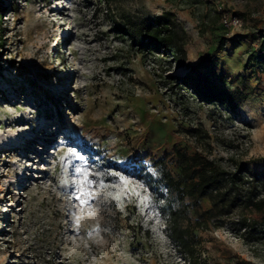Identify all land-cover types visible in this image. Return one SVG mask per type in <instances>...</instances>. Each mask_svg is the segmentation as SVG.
<instances>
[{
	"label": "rangeland",
	"instance_id": "rangeland-1",
	"mask_svg": "<svg viewBox=\"0 0 264 264\" xmlns=\"http://www.w3.org/2000/svg\"><path fill=\"white\" fill-rule=\"evenodd\" d=\"M199 1L0 0V146L28 142L23 151L0 152V264H104L107 257V264H187L163 213L184 207L193 223L207 219L210 204L180 201L160 178L177 175L175 148L206 154L187 134L196 125L210 135L211 158L264 172V72L243 67L259 51L264 0ZM218 4L242 25L224 32V48L213 52L202 17ZM164 12L190 35L191 63L213 59L214 71L222 67L227 81L243 76L253 90L230 119L219 106L179 99L161 82L158 57L136 52L116 30ZM14 117L24 121L12 127ZM43 121L51 125L39 132ZM13 130L24 137L14 139ZM212 224L193 228L203 264H264V240L248 245L229 224Z\"/></svg>",
	"mask_w": 264,
	"mask_h": 264
},
{
	"label": "trees",
	"instance_id": "trees-1",
	"mask_svg": "<svg viewBox=\"0 0 264 264\" xmlns=\"http://www.w3.org/2000/svg\"><path fill=\"white\" fill-rule=\"evenodd\" d=\"M183 1L188 6L200 2ZM211 13V10L206 11L202 18L207 20V27L212 31V51L215 52L224 48L226 31L220 24L217 12L212 13L210 18ZM116 30L127 38L130 47L136 52L158 57L163 70L159 78L179 99L188 96L201 104L219 106L230 119L253 94V90H248L244 85L243 76L240 75H237L235 80H238L239 84L231 87L235 81H227L222 67L214 71L213 59L203 58L197 63L189 61L186 45L190 35L172 12H164L141 21L128 19ZM206 30V27L201 28L200 34H204ZM261 34L263 36L259 40V51L251 52L243 65L244 69L250 67L252 74L264 72V33ZM4 41V29L0 23V53ZM239 44V41L232 42L233 48ZM172 69L183 72L174 75L169 73ZM187 134L203 145L206 154H190L175 148L177 175L162 171L160 181L164 183L165 189L175 193L180 201L188 198L196 203L206 199L210 208L203 212L207 219H197L193 223L184 214V207L169 209L167 213H163L165 232L169 240L187 264H203L193 228L207 230L208 219L213 220L212 225L215 228L229 224L230 230L245 244H256L264 240V172L257 171L233 157L226 161L211 158L208 155L211 153V138L201 124L191 127ZM260 161L264 164V157ZM254 214H260L261 219L253 218ZM233 216L234 219L231 220Z\"/></svg>",
	"mask_w": 264,
	"mask_h": 264
},
{
	"label": "bare ground",
	"instance_id": "bare-ground-1",
	"mask_svg": "<svg viewBox=\"0 0 264 264\" xmlns=\"http://www.w3.org/2000/svg\"><path fill=\"white\" fill-rule=\"evenodd\" d=\"M55 31H57V33H60V28H56L55 29ZM55 36H57V35H54V40H56L55 38H57V37H55ZM55 43V42H54ZM53 43V44H54ZM55 45V44H54ZM54 45H53V48H54ZM178 72H179V70H177ZM66 87L67 86H65V84L61 87V90H63V89H66ZM68 100V99H67ZM22 118V117H21ZM9 120V125H11L12 127H14V125H17L20 121H24L23 119H20V118H11V119H8ZM47 121H43V122H40V128H39V132H41L43 129H45V128H47V127H50V125H51V123L49 124V125H47ZM39 125V124H38ZM17 127V126H16ZM11 128V127H10ZM12 135L14 136V139L15 138H17L18 137V139H19V137H24L20 132H18V131H14L13 130V132H12ZM29 137H28V139L29 140H35L36 138H37V134H34V133H32V134H29L28 135ZM21 139V138H20ZM27 141L25 140V139H23L22 138V140L21 141H17V140H12V141H10V142H8L7 144H3V145H1L0 146V152H2V151H4V152H10V153H14V152H16V150H19V149H22V151L24 150V149H26L27 148ZM22 153V152H21ZM24 179L26 180L27 178H26V176H24ZM24 182V181H23ZM14 183V181L10 184V185H12ZM18 183V182H17ZM9 185V186H10ZM88 213V212H87ZM1 226H3V223H2V225ZM69 243H70V241H69ZM95 246V245H94ZM94 248V247H93ZM113 258V257H112ZM112 258H110V257H107V258H105L104 259V264H107V262H109ZM113 264V263H112Z\"/></svg>",
	"mask_w": 264,
	"mask_h": 264
},
{
	"label": "built area",
	"instance_id": "built-area-1",
	"mask_svg": "<svg viewBox=\"0 0 264 264\" xmlns=\"http://www.w3.org/2000/svg\"><path fill=\"white\" fill-rule=\"evenodd\" d=\"M215 10L219 15L220 24L225 31H232L235 28L241 27V18L237 14L227 10L222 4L216 5Z\"/></svg>",
	"mask_w": 264,
	"mask_h": 264
},
{
	"label": "snow or ice",
	"instance_id": "snow-or-ice-1",
	"mask_svg": "<svg viewBox=\"0 0 264 264\" xmlns=\"http://www.w3.org/2000/svg\"><path fill=\"white\" fill-rule=\"evenodd\" d=\"M85 182H87V180L85 179ZM124 183L127 185V181L125 180L124 181ZM84 195H87L88 196V199L89 200H94V199H96L94 196H91V194H89V193H85V192H81V196H84ZM77 199H80V196H77L76 197ZM119 197H117V199H118ZM81 203H82V205L83 204H87L88 203V200H81Z\"/></svg>",
	"mask_w": 264,
	"mask_h": 264
},
{
	"label": "crops",
	"instance_id": "crops-1",
	"mask_svg": "<svg viewBox=\"0 0 264 264\" xmlns=\"http://www.w3.org/2000/svg\"><path fill=\"white\" fill-rule=\"evenodd\" d=\"M210 1V0H209Z\"/></svg>",
	"mask_w": 264,
	"mask_h": 264
}]
</instances>
